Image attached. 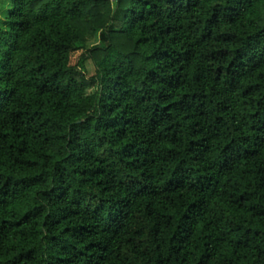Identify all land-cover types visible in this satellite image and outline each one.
I'll list each match as a JSON object with an SVG mask.
<instances>
[{"label": "trees", "instance_id": "obj_1", "mask_svg": "<svg viewBox=\"0 0 264 264\" xmlns=\"http://www.w3.org/2000/svg\"><path fill=\"white\" fill-rule=\"evenodd\" d=\"M0 264H264V0H0Z\"/></svg>", "mask_w": 264, "mask_h": 264}, {"label": "rangeland", "instance_id": "obj_2", "mask_svg": "<svg viewBox=\"0 0 264 264\" xmlns=\"http://www.w3.org/2000/svg\"><path fill=\"white\" fill-rule=\"evenodd\" d=\"M98 43V32L92 33L87 36V44L89 46L97 44Z\"/></svg>", "mask_w": 264, "mask_h": 264}]
</instances>
